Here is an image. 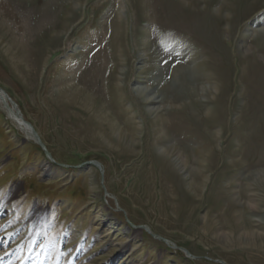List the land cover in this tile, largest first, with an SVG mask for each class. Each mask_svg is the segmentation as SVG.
Returning <instances> with one entry per match:
<instances>
[{
    "label": "rangeland",
    "instance_id": "374dc122",
    "mask_svg": "<svg viewBox=\"0 0 264 264\" xmlns=\"http://www.w3.org/2000/svg\"><path fill=\"white\" fill-rule=\"evenodd\" d=\"M150 1H27L54 27H31L34 76L0 58V88L54 159L0 106V264H264V0L235 24L213 0V46L154 23ZM184 153L188 174L171 162Z\"/></svg>",
    "mask_w": 264,
    "mask_h": 264
},
{
    "label": "bare ground",
    "instance_id": "6f19581e",
    "mask_svg": "<svg viewBox=\"0 0 264 264\" xmlns=\"http://www.w3.org/2000/svg\"><path fill=\"white\" fill-rule=\"evenodd\" d=\"M27 1L28 0H0V32L5 30L6 31L5 36L9 37L6 40V42H5V46L2 47L1 50H0V58H2V61L7 65V67H9L11 70H14L19 76L25 75V77H27V76L31 77V76H34V73H35L34 68L32 70L30 69L31 68L30 66L34 65V63H35L33 58H32V55H33L32 53H35V50H36L34 48V46H32L33 44L31 42V39L33 38V36L35 34H38V32H40L43 28H45V31L49 30V28L52 29L54 27L53 26L54 23L53 24L52 23L51 24L48 23L50 21V19H51V16H50L51 15V13H50L51 11L48 9V6H49L48 3H46V2L43 3V4H36L35 3L36 5L34 7L30 8L31 11H27L29 9L28 8L29 4L27 3ZM148 1H150V0H148ZM212 2H213V0H196V3L195 2L193 3L194 4L193 7H192L193 9H191L189 11H188L187 7L180 6V4H178L177 2H174L173 0H151L149 4H150V9H152L151 12H152L153 17H154L153 18L154 23H155V18H156L154 13H156L158 11V13H160L162 15V17H163L162 21H163L164 26H167L168 28H171L172 30H174L173 32L175 34L182 33V32L183 33H188L190 35V37L192 36V38H198L202 42H205V43L207 42L210 46H213L217 42V38L215 36V33H217V32H215V31L219 30L218 29L219 26L217 27V25H216V24L219 25V21L216 20L217 23H214V18L212 17L213 21H212V19H210L211 17L209 16V14H211V13H209L210 11L208 12V10H209V5L211 6ZM246 2H247V0H245V1H243V0H232L231 1V5L229 6V8L231 9V11L234 12V15L232 16V18L230 20L231 23L235 24L237 22V21H235V19H239L240 15L243 16V17L247 16V14L249 12L253 11L256 8L255 5H257L259 1L258 2L256 1V2H254L252 4L251 3L248 4ZM201 3H204L205 5H204L203 8H199L198 9L197 7L199 5H201ZM244 3H246V4H244ZM14 8L16 9V12L14 11ZM33 8H34V10H33ZM148 12H149V10H148ZM212 12H214V11H212ZM216 13L217 14H221L222 11H220V9H219V10L216 11ZM19 18L21 19L20 20L21 24L18 26L17 23L15 22V20H18ZM33 23L34 24H38L40 26V28L34 34H32V38L27 39L28 36L32 33L31 32L32 31L31 27H35V25ZM207 26H208V28H207ZM10 27L14 31H11ZM60 32L62 33V30L61 31H57L56 33L53 34L54 35V39H55V37H61V35H60L61 33ZM263 33H264V29L260 32V35H259L260 38L263 37ZM208 34L213 35V37L212 38L207 37ZM2 37H4V36H2ZM57 40H59V39H57ZM35 41L38 42V39L35 40ZM260 44H261V40H260ZM260 44L256 45V49L258 47H260ZM62 45H64V44H62ZM61 48L59 49L58 53L61 51ZM256 53H258V52L256 51ZM261 60H262V58H261ZM49 61H50V58H48L47 62H49ZM96 72L97 73L101 72V69L99 68V66L95 67V73ZM90 80H92V79H90ZM168 86H169V83H168ZM169 88H170V86H169ZM204 91H205V89H204ZM159 93L161 94V92H159ZM136 94H137V96L139 95V97L141 96L142 100H144V102L146 104H148V105H150V103L153 102L154 98H155L154 97L155 93L153 94V93L149 92L147 87H142V88L137 87ZM216 95H218V93ZM62 101L63 102H59L58 103L59 106L63 107V106H66L67 103H70V102H66V100H62ZM4 102L7 104L8 109H5V107H3ZM10 103H11V106H10ZM0 106L5 111L7 117L9 118V120H11L17 126V128H19L20 130L25 132L27 134V136H29L28 131H29L30 128L35 130L32 127V125L30 123H28L23 118L22 115H16L15 114L14 107H17V105L13 102L11 97H9L8 93H6L5 90H3L2 88H0ZM149 109L150 108H148L147 111ZM131 131L133 132V130H131ZM125 133H124V136H121V139L130 138L128 140L130 142L131 140L135 139V137H136V136L133 135V133L132 134H125ZM39 134L37 133L38 137H39ZM160 136H161L162 139H164L163 137H167L168 134L166 132H163V133H161ZM40 138L41 137H39V139ZM138 140L139 139L137 138V142H138ZM153 146H154V144H153ZM159 146L160 147H159L158 150L161 152L160 154H163L164 156H166L168 158L173 157V155H171L172 151L167 145H159ZM175 146H177V144ZM176 153H178V152H176ZM212 153H211V155H213ZM185 155L186 154L184 153L182 156L178 155V156H176L173 159L171 158L172 159L171 160L172 164H174L175 167H177L176 169H178L179 171H182L181 174H183V173L188 174L186 172V170L188 168V163L189 162L187 161V158H186ZM216 155L217 154H215V157H216ZM192 157H193V155H192ZM51 158L54 159V156L51 155ZM52 159H50V160H52ZM207 160L209 161V159H207ZM210 161L213 163L214 160L213 161L210 160ZM203 162H205L204 158H203L201 164L199 163L200 164L199 166L201 167V169L211 170V168H209V167H207V165H205V163H207V162H205V163H203ZM158 163L159 164L161 163L160 159L158 160ZM160 166H161V164H160ZM162 168H163L161 170L162 172H161V174L157 175V178L161 177L162 180H166V181L164 183H162L163 182L162 181L160 184L162 186H164L165 184H168V182H169V183H172L174 185H177V182H175L176 180L174 181V178H173L174 176L171 177V174H170V172L168 170L169 166L166 165V167H165L163 165ZM190 170H192V167L190 168ZM263 174L264 173H260L258 175H263ZM162 175L163 176L165 175L167 179H163ZM167 176L171 177L172 181ZM261 177L264 178V176H261ZM157 181H158V179H157ZM158 182H160V181H158ZM120 205L122 206V204H120ZM124 209H125V212L128 213L127 209L126 208H124ZM145 227L147 229H149L147 226H145ZM149 231H150V229H149ZM166 243H169V244L173 245L170 241H168V242L166 241ZM178 248L181 249L182 247L178 246ZM182 250H184V249L182 248ZM184 251L186 252V250H184Z\"/></svg>",
    "mask_w": 264,
    "mask_h": 264
},
{
    "label": "water",
    "instance_id": "95a60500",
    "mask_svg": "<svg viewBox=\"0 0 264 264\" xmlns=\"http://www.w3.org/2000/svg\"><path fill=\"white\" fill-rule=\"evenodd\" d=\"M5 104V105H4ZM4 104H3V107H5V109H8V107H7V104L4 102ZM14 112H15V114L16 115H21V113H20V110L17 108V107H14ZM28 133H29V136L33 139V141L36 143V144H38L41 148H42V150H43V152H44V154H45V156H46V158H48V159H51V155H50V152L49 151H47V149H46V147L44 146V144L41 142V140L39 139V137H38V135H37V133L35 132V130H33L32 128H30L29 129V131H28ZM89 163H91V164H93L94 166H96L97 168H101V165L98 163V162H96V161H90ZM143 228L145 229V230H147L148 232H150L149 231V229H147L145 226H143ZM153 237H156V238H158L159 240H162L163 242H168V240L167 239H165V238H163V237H161V236H157V235H155V234H151ZM173 244V243H172ZM173 246H175L174 244H173ZM222 264H225L224 262H221Z\"/></svg>",
    "mask_w": 264,
    "mask_h": 264
}]
</instances>
